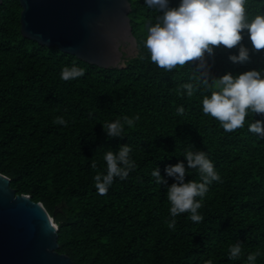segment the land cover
I'll use <instances>...</instances> for the list:
<instances>
[{
  "label": "trees",
  "instance_id": "obj_1",
  "mask_svg": "<svg viewBox=\"0 0 264 264\" xmlns=\"http://www.w3.org/2000/svg\"><path fill=\"white\" fill-rule=\"evenodd\" d=\"M128 1L137 53L123 66L108 68L23 37L19 1H1L0 173L16 194L41 202L51 216L56 211L57 251L74 264H248L247 256L255 253V264H264V138L248 131L264 116L250 114L243 128L225 132L202 111L210 91L201 87L189 97L180 88L195 83V63L166 72L143 48L145 25L162 13L145 0ZM179 3L169 0L170 7ZM257 6L264 8V0H248L252 14ZM242 43L250 54L245 63L229 60L238 48L221 46L206 55L212 76L264 70V51L253 52L246 33ZM74 63L85 75L63 81L62 69ZM181 106L185 113L177 115ZM137 115L123 137L109 138L103 129L104 123ZM57 117L66 126L54 123ZM124 144L136 167L100 195L94 177L107 174L104 155ZM189 145L206 152L222 181L196 198L202 204L199 223L190 213L172 217L167 199L176 181L165 168L183 162L187 169ZM156 167L167 186L155 182ZM190 180L201 182L197 170H189L185 183ZM237 242L241 256L229 259Z\"/></svg>",
  "mask_w": 264,
  "mask_h": 264
},
{
  "label": "clouds",
  "instance_id": "obj_2",
  "mask_svg": "<svg viewBox=\"0 0 264 264\" xmlns=\"http://www.w3.org/2000/svg\"><path fill=\"white\" fill-rule=\"evenodd\" d=\"M145 5L162 15L155 22L145 25L147 36L143 48L147 50L150 61L166 72L178 66L183 68L195 63L192 68L198 75L195 83L180 85L187 96L191 97L199 88L210 91L202 100V111L220 122L225 132L231 133L243 128L245 118L250 114L264 116V70H250L234 76L227 73L219 78L212 76L207 64L206 55L214 54V49L238 48V55H230L233 63H245L249 60V49L242 43L245 33L252 44L253 52L264 51V8L256 7L252 14L248 0H180L178 7H170L169 0H145ZM143 59V55L140 56ZM85 75V69L75 65L64 67L60 78L63 81L75 80ZM213 87L215 90H213ZM185 109L177 108V115H184ZM140 117L123 116L114 122L104 123L103 129L109 138L123 137L124 126H133ZM54 123L65 125L63 117H57ZM248 131L258 138H264V120H253ZM192 146L186 149L183 162L165 168L168 177L175 179L167 188V199L171 203L170 214L176 217L190 213L194 223L203 221L198 213L202 207L200 201L209 191L214 181H221L215 171L213 162L204 151H193ZM131 148L124 144L117 152L111 150L104 155L107 164L106 175L94 177L95 188L100 195H106L115 178L124 180L136 167L130 158ZM96 167L95 163L92 165ZM189 170H197L201 182L190 180L185 183ZM151 175L159 185L167 186L168 181L161 176L156 167ZM175 219L169 223L174 228ZM242 244L237 242L229 250V259H239ZM259 253L247 256L248 264H255ZM207 264H211L208 261Z\"/></svg>",
  "mask_w": 264,
  "mask_h": 264
},
{
  "label": "water",
  "instance_id": "obj_3",
  "mask_svg": "<svg viewBox=\"0 0 264 264\" xmlns=\"http://www.w3.org/2000/svg\"><path fill=\"white\" fill-rule=\"evenodd\" d=\"M18 1L22 36L41 45L103 68L121 67L137 53L128 0ZM55 213L16 194L0 173V264H74L57 251Z\"/></svg>",
  "mask_w": 264,
  "mask_h": 264
}]
</instances>
